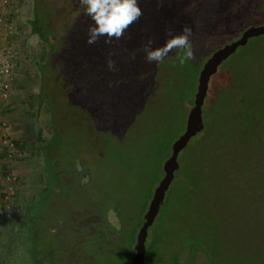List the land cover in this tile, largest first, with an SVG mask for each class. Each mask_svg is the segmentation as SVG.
I'll use <instances>...</instances> for the list:
<instances>
[{
  "label": "rangeland",
  "instance_id": "rangeland-1",
  "mask_svg": "<svg viewBox=\"0 0 264 264\" xmlns=\"http://www.w3.org/2000/svg\"><path fill=\"white\" fill-rule=\"evenodd\" d=\"M138 3L143 15L123 38L90 45L92 21L79 0H37L46 5L45 26L64 39L46 64L49 49L27 23L33 0H16L14 46L21 52L8 76L26 83L16 106L26 112L29 138L22 145L10 139L0 165L15 164L5 176L21 173L28 185L24 197L11 195L8 209L0 201V264H131L136 230L184 130L198 71L228 38L264 23V0ZM184 26L194 60L181 66L175 57L182 50L174 49L163 63L145 61L149 38L153 48L162 46L167 29ZM200 112L202 127L177 152L146 229L142 264H158L169 243L191 247L176 264H264V33L217 65ZM19 174L11 181L17 187ZM31 224L34 234L25 238ZM109 227L120 231L110 243L114 233L103 234Z\"/></svg>",
  "mask_w": 264,
  "mask_h": 264
},
{
  "label": "clouds",
  "instance_id": "clouds-1",
  "mask_svg": "<svg viewBox=\"0 0 264 264\" xmlns=\"http://www.w3.org/2000/svg\"><path fill=\"white\" fill-rule=\"evenodd\" d=\"M85 14L92 23L87 29V44H96L101 37L105 43L123 38L125 32L143 15L138 0H79ZM191 29L184 26L181 32L172 29L165 32V43L153 48L154 41L149 38L143 45L142 51L147 63H163L164 58L174 49L182 50L176 54V60L183 66L188 60H194L195 52L190 41ZM134 58V57H133ZM109 70H115L114 62L108 60Z\"/></svg>",
  "mask_w": 264,
  "mask_h": 264
},
{
  "label": "water",
  "instance_id": "water-1",
  "mask_svg": "<svg viewBox=\"0 0 264 264\" xmlns=\"http://www.w3.org/2000/svg\"><path fill=\"white\" fill-rule=\"evenodd\" d=\"M263 33L264 24L244 28L237 39L214 49L202 64L197 74L192 105L186 116L184 130L170 145V153L162 163V177L152 191L146 210L143 213L142 222L136 231L133 245L134 252L130 258L131 264H142L145 252L144 240L146 237V229L152 223L161 205L164 191L173 177V171L178 166L176 160L177 152L183 148L188 139L202 127L200 106L205 95L209 76L215 72L217 65L234 51L236 46L244 44L249 37Z\"/></svg>",
  "mask_w": 264,
  "mask_h": 264
},
{
  "label": "crops",
  "instance_id": "crops-1",
  "mask_svg": "<svg viewBox=\"0 0 264 264\" xmlns=\"http://www.w3.org/2000/svg\"><path fill=\"white\" fill-rule=\"evenodd\" d=\"M15 4H16V0H0V48L10 50V54L13 60L12 61L13 66L14 68H17L18 60L17 57L14 59V52L20 53L21 50H17L14 46L15 42L17 41L16 39L17 36L15 35L17 33L15 27L17 26L14 24ZM6 24H9V26ZM10 25L12 27L11 30H10ZM19 78L20 77H16L15 78L16 81H14L13 77H9L8 78L10 79L9 89L7 90L6 97L0 96V156L2 154L5 155V153H1L4 150V148L6 150L7 149L6 147H10L12 145V143L9 142L10 139L16 140L14 141L15 144L18 142L17 145L18 144L22 145L21 143L23 141H26L25 140L26 138H29V136L27 135V132L29 133V130H27L25 126L23 127L24 122H22V118L26 112L22 109V107L17 108V106L20 105L18 103H20V100L23 98L22 95H20L19 97L17 96L19 94L18 92L19 88L21 87L22 84L24 85L26 84L22 82L21 79ZM16 101L19 102L17 103ZM3 160L5 161L6 158H4ZM0 163H1V159H0ZM31 164H33V162ZM34 164H36V162H34ZM9 165L16 166L13 163L9 164L7 161L6 164L0 165V199H2L4 195H8L10 193L19 194L18 196L24 197L23 193L25 190L24 188L28 185L27 184L28 176L25 175L23 176V174L16 173L13 170L14 173H16V175L19 174V176L21 175V177H24V179L18 183V187L14 186L11 181L16 179L15 177L16 175H13L14 173H11L12 174L11 179L5 176L8 175V171H10Z\"/></svg>",
  "mask_w": 264,
  "mask_h": 264
},
{
  "label": "trees",
  "instance_id": "trees-1",
  "mask_svg": "<svg viewBox=\"0 0 264 264\" xmlns=\"http://www.w3.org/2000/svg\"><path fill=\"white\" fill-rule=\"evenodd\" d=\"M46 6V5H45ZM45 6H43L42 4H37V0H33V8H32V17L27 21V23H28V25H29V29H30V36H38L39 37V39L41 40V41H43L44 43H45V45L47 46V48L49 49V52H48V57H47V60H46V64H47V62H49L48 61V58L50 59V56H51V54L53 53L54 54V59H56L57 58V55H56V53L59 51V49L63 46V44H64V39L63 38H61V36L57 39V38H55L54 37V34H55V36L57 35L56 33H55V30L54 31H52L53 29H52V27L51 26H45V21H46V19H45V17H46V11H45ZM47 32V33H46ZM54 32V34H52ZM49 34H51V35H49ZM226 37V36H225ZM53 39V40H52ZM234 39H231V37L230 38H228V41H227V44L228 43H230L231 41H233ZM221 46V45H220ZM210 49V47L207 49V50H209ZM235 50V49H234ZM210 51V50H209ZM234 52V51H233ZM232 52V53H233ZM231 54V53H230ZM229 54V55H230ZM228 55V56H229ZM227 56V57H228ZM226 57V58H227ZM44 66V65H43ZM39 67H41V66H38L37 68L39 69ZM9 81H10V79H8ZM8 89H9V86H8ZM0 90H1V85H0ZM41 97H42V94H41ZM45 98V97H44ZM0 201H2V200H0ZM14 202V201H13ZM13 205H14V203H13ZM115 211V210H114ZM101 215H98V216H100L101 218L98 220V223H99V227L98 228H100V231L101 232H103V228H102V226H101V224L100 223H102V220L103 221H105L104 220V214H102V213H100ZM118 215V214H117ZM118 217H120L119 215H118ZM29 220V218H27V216H26V221H28ZM92 227H93V224H92ZM95 229H96V227H94ZM27 230H28V232H27ZM25 231H26V234H25V238H28V236L30 235V234H32V231H33V234H34V230H33V227H32V224L30 225V226H28V228H26L25 229ZM137 231V230H136ZM114 233V235H115V237H114V240H109V243L110 242H114L115 240H118V237H119V234H120V231L119 232H116L114 229H112V228H107V231H105L103 234L105 235V238L106 239H108V238H110L111 237V235L110 236H108L107 237V235H109V233ZM92 234H95L96 236L97 235H100V234H98L97 232V234L96 233H93V232H91ZM89 234V233H88ZM102 236V235H101ZM165 240H166V238L164 239V241H161V242H164L165 243ZM135 242V241H134ZM107 243V242H106ZM109 243H107V247H110V245H109ZM168 246H169V248H168V246H165V247H163V248H161L160 249V251H163L162 252V254H161V260H159V263L158 264H176L177 263V258L179 257V255L181 254V250H183V249H185V248H189L190 246H188V243H186L185 244V246H184V243L182 244H179V243H169V244H167ZM191 248V247H190ZM162 256L163 257H166L167 259H164L165 260V262L167 261V263H165L163 260H162Z\"/></svg>",
  "mask_w": 264,
  "mask_h": 264
},
{
  "label": "built area",
  "instance_id": "built-area-1",
  "mask_svg": "<svg viewBox=\"0 0 264 264\" xmlns=\"http://www.w3.org/2000/svg\"><path fill=\"white\" fill-rule=\"evenodd\" d=\"M12 56L10 54V50L9 49H4V48H0V85H1V90H0V96L2 97H6V93L8 90V86H9V74L11 72L13 63H12ZM11 195H13V193H10L8 195H4L2 197V203L5 209H8V202H12L11 200ZM5 209L4 211H2L3 213H5Z\"/></svg>",
  "mask_w": 264,
  "mask_h": 264
},
{
  "label": "flooded vegetation",
  "instance_id": "flooded-vegetation-1",
  "mask_svg": "<svg viewBox=\"0 0 264 264\" xmlns=\"http://www.w3.org/2000/svg\"><path fill=\"white\" fill-rule=\"evenodd\" d=\"M255 7L254 8H252V7H250L251 8V10L252 11H255L256 9H257V6H258V4L257 3H255V5H254ZM264 24V23H263ZM241 33V32H240ZM240 35V34H239ZM238 38V37H237ZM237 38H235V39H237Z\"/></svg>",
  "mask_w": 264,
  "mask_h": 264
}]
</instances>
